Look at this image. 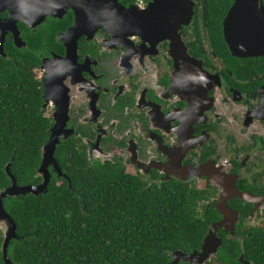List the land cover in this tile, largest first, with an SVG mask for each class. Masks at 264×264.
Masks as SVG:
<instances>
[{"label": "flooded vegetation", "instance_id": "obj_1", "mask_svg": "<svg viewBox=\"0 0 264 264\" xmlns=\"http://www.w3.org/2000/svg\"><path fill=\"white\" fill-rule=\"evenodd\" d=\"M151 1L118 0L141 11ZM191 2L190 22L171 41L112 34L100 27L104 16L99 19L95 10L102 11L95 8L77 26L74 3L52 0L56 16L35 27L18 23L17 39L5 23L9 13H0L3 47L7 58L17 54L33 66L50 129L62 128L57 150H69V164L78 172L111 169L147 188L172 180L189 183L205 192L203 204L215 208L225 190L232 193L225 197L243 195L227 202L238 214L235 233H217L222 242L243 240V233L264 230V50L233 54L224 23L237 0ZM241 4L264 8V0ZM259 13L246 10L245 18L234 20L237 28L263 31ZM57 150L62 176L52 165V179L68 181L79 194ZM197 168L216 186L206 176L181 179ZM219 215L216 222L223 219Z\"/></svg>", "mask_w": 264, "mask_h": 264}, {"label": "trees", "instance_id": "obj_2", "mask_svg": "<svg viewBox=\"0 0 264 264\" xmlns=\"http://www.w3.org/2000/svg\"><path fill=\"white\" fill-rule=\"evenodd\" d=\"M51 122L42 108V89L26 60L0 55V195L11 186L6 166L19 186L38 185L42 148ZM66 180H51L41 196L7 197L4 206L17 224L7 257L12 264H170L178 250H200L220 215L203 204L204 191L169 181L146 187L133 176L107 169L78 172L69 150L58 147ZM245 239H224L208 264H264V230ZM0 230V264H5ZM179 264H191L180 262Z\"/></svg>", "mask_w": 264, "mask_h": 264}, {"label": "water", "instance_id": "obj_3", "mask_svg": "<svg viewBox=\"0 0 264 264\" xmlns=\"http://www.w3.org/2000/svg\"><path fill=\"white\" fill-rule=\"evenodd\" d=\"M68 3L73 2L77 8V18L80 24H84L91 18L92 13L88 8L100 9L102 12L95 10V14L102 19L103 24L100 27H106L107 31L112 34L123 36H132L136 34L143 38L154 35L159 40L169 39L177 40L178 30L182 25L190 22L193 16L194 5L191 0H152L145 10H139L133 6L126 8L122 6L118 0H65ZM243 0H237L235 6L229 12L225 20V37L234 55L238 57H247L250 55L260 54L264 50L263 31H247L237 28L235 19L245 18L243 13L248 9L259 8V16L263 19L264 24V8L261 4L242 6ZM248 1V0H244ZM254 1V0H250ZM111 2V4H108ZM52 0H0V13L8 12L9 18L6 20V26L15 33L17 39L18 23L24 22L28 26L35 27L45 20L47 16H56L55 8L51 5ZM259 3V1L257 2ZM83 8H87L86 11ZM109 9L110 11H108ZM108 14V15H107ZM101 16V17H100ZM82 19L84 21H82ZM239 23V22H238ZM0 55L6 57L3 44L5 43V25L0 22ZM149 35V36H148ZM180 39V38H179ZM178 39V40H179ZM18 43V40H16ZM262 54V53H261ZM62 128L54 127L50 129V137L44 144L42 151V163L38 169V174L42 176V182L38 185L19 186L16 177L12 173V162L6 166V173L11 179V186L3 191L0 195V230L4 234V242L2 244L3 258L5 264H12L7 257V250L12 240L18 238L17 224L7 212L4 206V199L7 197L26 196L28 194L41 196L48 192V187L52 180L50 166H54L56 171L62 176L61 168L55 158L57 146L62 138ZM189 176V177H188ZM187 177L181 176L186 180L193 176H206L212 186H216L213 178L200 169H192ZM70 181V180H69ZM235 193V191H232ZM226 194H232L231 191L225 190L220 201L216 205V210L222 215L223 219L212 224L208 234L206 235L200 250L192 253H185L178 250L172 254L170 264H179L186 262L191 264H208L213 256H215L222 246V239L217 235L218 231L225 229L231 234L235 233L236 224L238 222V214L228 206V200L233 197H243V195H233L225 197ZM244 263V255L240 258Z\"/></svg>", "mask_w": 264, "mask_h": 264}]
</instances>
